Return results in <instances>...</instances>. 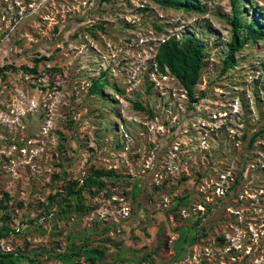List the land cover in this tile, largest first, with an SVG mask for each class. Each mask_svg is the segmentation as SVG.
I'll return each mask as SVG.
<instances>
[{
    "label": "rangeland",
    "instance_id": "obj_1",
    "mask_svg": "<svg viewBox=\"0 0 264 264\" xmlns=\"http://www.w3.org/2000/svg\"><path fill=\"white\" fill-rule=\"evenodd\" d=\"M200 1L0 0V249L19 264H264V40L223 70L233 5ZM237 3L264 24V0ZM191 34L194 99L155 60ZM96 170L79 208L67 186Z\"/></svg>",
    "mask_w": 264,
    "mask_h": 264
},
{
    "label": "trees",
    "instance_id": "obj_2",
    "mask_svg": "<svg viewBox=\"0 0 264 264\" xmlns=\"http://www.w3.org/2000/svg\"><path fill=\"white\" fill-rule=\"evenodd\" d=\"M160 5L169 6L176 9H183L186 11L201 12L203 8L200 0H154ZM233 5V17L231 20L232 25V38L229 43L228 54L224 58V69L235 65V53L249 39L253 41L264 40V24H261L257 19L252 18L247 24H243L241 17L238 14L237 0H231ZM242 30V31H241ZM204 45L200 39L191 34L183 38L171 36L164 39L156 52L155 60L158 69L161 72L167 70L174 75L182 86L187 91L190 98L194 99V88L199 82L202 70L204 67ZM36 71V69H32ZM96 83V88L98 89ZM136 106L143 108L142 105L137 102ZM102 172L96 170L93 174H89L85 177L83 183L79 185V181H73L67 186L69 195L74 196L78 203L79 208H84L83 204H80L82 199V192L86 188H92L95 184L98 187L103 186L104 181L100 179ZM8 198V193L5 194ZM4 200L0 202V208H4ZM14 229L8 225L0 227V237H6L11 234ZM94 254L90 256L92 262L100 259L102 250L96 248L93 250ZM0 264H19L10 252H5L0 249Z\"/></svg>",
    "mask_w": 264,
    "mask_h": 264
}]
</instances>
